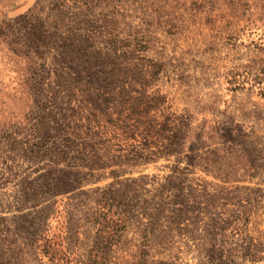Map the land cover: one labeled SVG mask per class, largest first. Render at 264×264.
Returning <instances> with one entry per match:
<instances>
[{"label": "rangeland", "instance_id": "1", "mask_svg": "<svg viewBox=\"0 0 264 264\" xmlns=\"http://www.w3.org/2000/svg\"><path fill=\"white\" fill-rule=\"evenodd\" d=\"M0 264H264V0H0Z\"/></svg>", "mask_w": 264, "mask_h": 264}, {"label": "crops", "instance_id": "2", "mask_svg": "<svg viewBox=\"0 0 264 264\" xmlns=\"http://www.w3.org/2000/svg\"><path fill=\"white\" fill-rule=\"evenodd\" d=\"M223 43H224V45H225V39H224Z\"/></svg>", "mask_w": 264, "mask_h": 264}]
</instances>
